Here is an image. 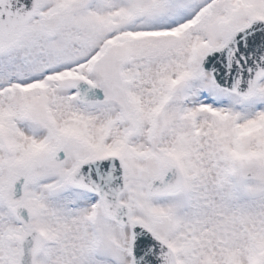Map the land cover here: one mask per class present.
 Returning a JSON list of instances; mask_svg holds the SVG:
<instances>
[{
  "label": "snow or ice",
  "instance_id": "snow-or-ice-1",
  "mask_svg": "<svg viewBox=\"0 0 264 264\" xmlns=\"http://www.w3.org/2000/svg\"><path fill=\"white\" fill-rule=\"evenodd\" d=\"M0 264H264V0H0Z\"/></svg>",
  "mask_w": 264,
  "mask_h": 264
}]
</instances>
